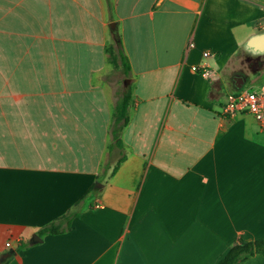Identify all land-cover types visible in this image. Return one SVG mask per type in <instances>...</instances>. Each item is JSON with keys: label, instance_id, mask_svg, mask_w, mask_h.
Returning a JSON list of instances; mask_svg holds the SVG:
<instances>
[{"label": "crops", "instance_id": "1", "mask_svg": "<svg viewBox=\"0 0 264 264\" xmlns=\"http://www.w3.org/2000/svg\"><path fill=\"white\" fill-rule=\"evenodd\" d=\"M262 33L264 0H0L2 264H216L264 240V130L221 117L264 78Z\"/></svg>", "mask_w": 264, "mask_h": 264}, {"label": "trees", "instance_id": "2", "mask_svg": "<svg viewBox=\"0 0 264 264\" xmlns=\"http://www.w3.org/2000/svg\"><path fill=\"white\" fill-rule=\"evenodd\" d=\"M118 56L122 59V61H125L124 57L120 52H118ZM130 103L131 94L129 91H127L122 94V96L119 98V100L114 106L113 123L111 125V137L113 140V145L117 148L121 146L120 133L127 124V110ZM119 162L113 167L112 174L116 171ZM93 191L94 187L90 190V192L92 193ZM77 216V211L69 212L66 215L55 219L54 221L41 227L37 231V235L39 237H43L47 235H59L66 233L71 228L72 220ZM31 244H33L32 241H30L28 244H19L16 250L19 251L23 248L28 247ZM13 254L16 253L13 252ZM252 255L264 256V240L244 241L242 239H237L233 243V245L228 249L225 255L221 259H219L216 264H239L245 259V257Z\"/></svg>", "mask_w": 264, "mask_h": 264}, {"label": "built area", "instance_id": "3", "mask_svg": "<svg viewBox=\"0 0 264 264\" xmlns=\"http://www.w3.org/2000/svg\"><path fill=\"white\" fill-rule=\"evenodd\" d=\"M191 70L205 79L211 76L207 67H192ZM241 114L252 116L264 130V85L258 89L244 87L226 96L221 117L232 118ZM5 246L9 247L10 243H6Z\"/></svg>", "mask_w": 264, "mask_h": 264}, {"label": "water", "instance_id": "4", "mask_svg": "<svg viewBox=\"0 0 264 264\" xmlns=\"http://www.w3.org/2000/svg\"><path fill=\"white\" fill-rule=\"evenodd\" d=\"M246 46L255 51H259V52L264 51V33L251 37L247 41ZM240 87L241 85L237 86L238 89ZM97 186H101V184L97 183ZM31 239L35 242H41L40 238L36 234L32 235ZM13 257H15V254L14 255H9L8 253L4 254L0 259V264L4 263L5 261Z\"/></svg>", "mask_w": 264, "mask_h": 264}, {"label": "rangeland", "instance_id": "5", "mask_svg": "<svg viewBox=\"0 0 264 264\" xmlns=\"http://www.w3.org/2000/svg\"><path fill=\"white\" fill-rule=\"evenodd\" d=\"M262 59L264 60V54L262 56ZM264 85V78H261L256 84H250V83H246L245 85V88L248 87V86H254V88H259L260 86ZM258 86V87H256ZM102 176V175H101Z\"/></svg>", "mask_w": 264, "mask_h": 264}]
</instances>
